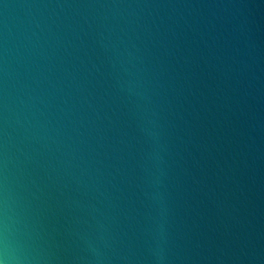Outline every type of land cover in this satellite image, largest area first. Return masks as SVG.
<instances>
[{
	"label": "water",
	"instance_id": "water-1",
	"mask_svg": "<svg viewBox=\"0 0 264 264\" xmlns=\"http://www.w3.org/2000/svg\"><path fill=\"white\" fill-rule=\"evenodd\" d=\"M25 264H264V0H0V220Z\"/></svg>",
	"mask_w": 264,
	"mask_h": 264
},
{
	"label": "clouds",
	"instance_id": "clouds-1",
	"mask_svg": "<svg viewBox=\"0 0 264 264\" xmlns=\"http://www.w3.org/2000/svg\"><path fill=\"white\" fill-rule=\"evenodd\" d=\"M11 248L7 221L0 220V264H25V261L12 254Z\"/></svg>",
	"mask_w": 264,
	"mask_h": 264
}]
</instances>
